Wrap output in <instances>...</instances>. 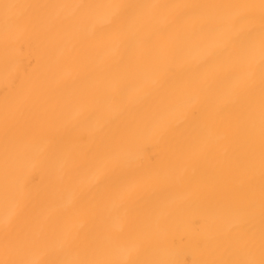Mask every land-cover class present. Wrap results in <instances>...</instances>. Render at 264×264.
Listing matches in <instances>:
<instances>
[{"label": "bare ground", "instance_id": "bare-ground-1", "mask_svg": "<svg viewBox=\"0 0 264 264\" xmlns=\"http://www.w3.org/2000/svg\"><path fill=\"white\" fill-rule=\"evenodd\" d=\"M0 264H264V0H0Z\"/></svg>", "mask_w": 264, "mask_h": 264}]
</instances>
